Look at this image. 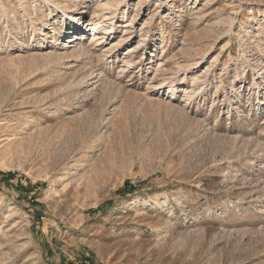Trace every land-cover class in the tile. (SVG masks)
Masks as SVG:
<instances>
[{
	"label": "rangeland",
	"instance_id": "1",
	"mask_svg": "<svg viewBox=\"0 0 264 264\" xmlns=\"http://www.w3.org/2000/svg\"><path fill=\"white\" fill-rule=\"evenodd\" d=\"M0 264H264V0H0Z\"/></svg>",
	"mask_w": 264,
	"mask_h": 264
},
{
	"label": "bare ground",
	"instance_id": "2",
	"mask_svg": "<svg viewBox=\"0 0 264 264\" xmlns=\"http://www.w3.org/2000/svg\"><path fill=\"white\" fill-rule=\"evenodd\" d=\"M110 14V13H109ZM103 21V20H102ZM81 28V27H80ZM76 28V30H77V32H75L76 34H74L73 36H72V38L71 39H73V38H75V39H73V40H71L70 42H72V43H74L77 39H79L81 36V34H85V31L81 28ZM100 29V28H99ZM81 39V38H80ZM77 42V41H76ZM74 46H76V44L74 43L73 45H66V47H74ZM65 47V46H64Z\"/></svg>",
	"mask_w": 264,
	"mask_h": 264
},
{
	"label": "trees",
	"instance_id": "3",
	"mask_svg": "<svg viewBox=\"0 0 264 264\" xmlns=\"http://www.w3.org/2000/svg\"><path fill=\"white\" fill-rule=\"evenodd\" d=\"M130 192L132 193V192H135V191H134V190H132V191H130Z\"/></svg>",
	"mask_w": 264,
	"mask_h": 264
}]
</instances>
